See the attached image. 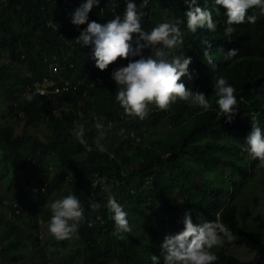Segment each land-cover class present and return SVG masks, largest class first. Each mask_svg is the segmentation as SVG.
Wrapping results in <instances>:
<instances>
[{
    "label": "trees",
    "instance_id": "obj_1",
    "mask_svg": "<svg viewBox=\"0 0 264 264\" xmlns=\"http://www.w3.org/2000/svg\"><path fill=\"white\" fill-rule=\"evenodd\" d=\"M81 2L0 0V180L4 178L0 264H151V253L161 255L165 234L183 227L186 209L196 223L214 220L219 213L235 237L212 249L218 257L213 264H264V236L259 235L264 223L250 217L246 202L241 203L243 183L231 185L216 168L228 165L239 176L253 178L251 169L257 160L246 167L247 153L240 145L251 129L253 113L264 126V82L250 83L257 81L252 77L256 65L249 61L245 47L258 34L256 27H264L263 14L248 9L257 17L255 25L239 24L230 38L219 24L215 31L198 28L193 33L181 23L183 43L172 55L190 56L192 75L180 79L186 87L203 91L212 107L201 111L177 100L167 110L150 106L148 115L139 120L124 114L114 99L110 71L115 62L99 70L89 47L75 42L87 22L71 24L70 13ZM114 4L116 12L123 11L124 0H101L90 10L89 20L103 23L112 18ZM198 4L210 11L219 7V12L212 11L213 18L224 12L212 0ZM186 7L183 0H149L142 27L150 30L166 18L183 20ZM260 33L264 36V31ZM204 41L213 44L205 54L209 60L203 58ZM228 49L237 52L225 60ZM51 59L60 66L59 72L49 70ZM218 75L226 76L236 88L238 111L230 123L214 102L213 82ZM48 77L57 86L76 83L77 91L32 92L34 82ZM260 87L263 91L258 93ZM28 94L33 97L30 102L25 98ZM100 117L104 127L97 130L94 123ZM77 124L85 127L90 151L70 131ZM130 131L144 132L150 137L148 143L133 144ZM97 140L107 151L98 150ZM54 189H60V197L69 191L80 197L85 220L78 237L56 241L47 232L48 205L53 200L49 194ZM109 194L127 211L131 229L127 233L115 232L105 207ZM93 200L101 206L91 208ZM44 233L50 237L40 241ZM227 245L244 246L253 257L241 261L226 251Z\"/></svg>",
    "mask_w": 264,
    "mask_h": 264
},
{
    "label": "clouds",
    "instance_id": "obj_2",
    "mask_svg": "<svg viewBox=\"0 0 264 264\" xmlns=\"http://www.w3.org/2000/svg\"><path fill=\"white\" fill-rule=\"evenodd\" d=\"M100 2L101 0H82L70 13L71 24L79 26L87 22L86 26L79 30L75 42L89 47L90 58L97 69L104 70L115 62V66L110 71V78L116 86L114 99L123 109L124 114L139 120H143L148 115L150 106H154L156 110H167L177 100L198 106L201 111H208L212 107V102L203 91L186 87L184 81L180 79L182 76L190 79L192 75L188 67L191 57L172 55V50L183 43L181 23L193 33L198 28L215 31L216 25L219 24L217 25L219 29L230 38L234 28L239 27V24L255 25L257 17L248 14V9L254 7L259 10L264 19V0H212L214 5L224 9V12L215 18L212 16V11L219 12V7L210 11L209 7L200 6L198 0H183L187 6L183 20L180 17L166 18L155 23L150 30H145L142 27V20L147 15L149 0H139V3L137 0H124L123 11L119 13L116 12L114 4L112 18L103 23L89 20L88 17L90 10ZM207 3L208 0H205V4ZM256 29L258 34L249 39L250 44L246 45L245 49L250 55L249 61L256 65L252 77L257 81H249L251 84L259 85L264 82V36L260 33V30L264 31V27L258 25ZM204 43L203 58L209 60L205 54L213 50V44L209 41ZM144 49H148L147 54H144ZM225 52L224 58L229 60L236 55L237 50L228 49ZM132 57L137 58L132 59ZM124 59L128 62L125 63ZM47 61L50 71L59 72L61 68L54 59ZM48 78H44L43 82H34L32 92L44 94L61 90L69 93L77 91L76 83L57 86L51 77ZM96 80H99V77H96ZM213 90L214 102L220 116L224 117L225 122L230 123L238 111L236 88L228 82L226 76L218 75L213 82ZM257 90L258 93L263 91L261 87ZM25 98L29 102L33 99L31 94L26 95ZM102 120L103 117H100L94 123L97 130L104 127ZM250 120L251 129L240 145L241 150L247 153V160L244 159L246 167L253 162L251 159L264 165V126H261L255 113L251 115ZM70 131L80 145L86 150H91L83 124L75 125ZM129 134L133 144L145 145L150 139L144 132L130 131ZM140 134H143V137ZM103 136L104 132L100 131L99 137ZM97 148L100 152L107 151L99 140H97ZM251 172L253 173L252 169ZM218 173L221 174L219 171ZM223 177L231 185L243 183L244 188L249 182V177L240 176L239 180L233 182L226 176ZM100 206L95 200L91 203L93 209ZM48 207L51 215L47 232L51 237L56 241L78 237V230L85 220V209L80 197L69 191L66 195L53 199ZM105 207L111 213L116 233H127L131 230L127 211L115 196L111 194L107 196ZM181 223L183 227L179 231L165 234L160 244L161 255L150 254L151 264H160L161 259L162 264H213L218 257L212 249L222 246L225 239L228 241L235 239L231 229L220 220L219 213L214 220L196 223L193 222L191 210L186 209Z\"/></svg>",
    "mask_w": 264,
    "mask_h": 264
},
{
    "label": "rangeland",
    "instance_id": "obj_3",
    "mask_svg": "<svg viewBox=\"0 0 264 264\" xmlns=\"http://www.w3.org/2000/svg\"><path fill=\"white\" fill-rule=\"evenodd\" d=\"M116 65H120V63H116ZM20 127L17 129L19 130ZM254 163V160L251 159ZM218 171L223 174V176H226L227 179H229L231 182L239 180L240 176L235 173V170L233 168H230L225 165H218L216 166ZM254 177L251 178L247 184V186L244 188V194H242L241 197V203L246 202L247 207L250 209L249 216L250 217H258L259 220L263 221L264 223V187L261 185V179L264 177V165H261L258 161L255 166V170H253ZM227 181V180H226ZM228 182V181H227ZM0 184L4 185V178L2 177L0 180ZM61 194L60 189H54L49 196L54 198H59ZM255 195V200L253 199ZM4 211L5 208H3ZM40 226V222H39ZM252 226H254L252 224ZM259 229L263 232H259V235L264 236V226L259 227ZM48 236L46 233H44L42 236L39 235V240L42 241ZM226 251H230L232 254L237 256L241 261H247L250 260L253 257V252L249 250L248 248L244 246H235V245H227L225 247Z\"/></svg>",
    "mask_w": 264,
    "mask_h": 264
}]
</instances>
